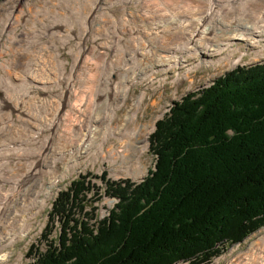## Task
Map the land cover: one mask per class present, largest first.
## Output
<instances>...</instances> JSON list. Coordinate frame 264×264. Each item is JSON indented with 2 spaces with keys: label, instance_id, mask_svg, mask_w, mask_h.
Returning <instances> with one entry per match:
<instances>
[{
  "label": "rangeland",
  "instance_id": "rangeland-1",
  "mask_svg": "<svg viewBox=\"0 0 264 264\" xmlns=\"http://www.w3.org/2000/svg\"><path fill=\"white\" fill-rule=\"evenodd\" d=\"M176 2L183 6L178 9L181 11V18H185L184 13H192L193 17L188 20L190 23L196 22L193 27H197V18L206 15L208 0ZM176 2L175 0L0 2V244H3L0 254H5L4 258H0V264H33L39 253L46 250L48 241L51 238L56 240L61 227L57 218L54 219L50 233L44 237L50 226L52 202L61 191L69 188L72 180L81 175L89 180L87 183L89 190L83 195L79 194L80 207L75 208L74 218L93 223V217L107 215V210L112 208L116 199L104 195L106 183L100 176L105 171L106 179L118 181L128 178L133 182H138L146 176L152 169L148 137L154 130L155 122L167 114L169 111L167 109L171 108L174 102L181 101L188 92L200 90L227 71L264 61V34L245 38L246 31L243 26L230 31L219 29L213 34L214 40H208L202 46L187 51L194 47L190 45L189 48L186 47V52H178L175 46L184 47L190 32L186 28H177L179 20L171 24L169 9L172 12ZM233 7H236L235 11L226 18L225 15L221 16L225 19L222 21L226 22L242 15L244 9L242 1H234L223 10L231 11ZM221 11L215 16L208 13V18L211 19L206 22V28H215L219 25L218 15ZM263 12L264 8L261 13ZM91 17V29L83 37V31L80 29H83L84 21ZM166 18H169L166 20L167 28L162 26ZM112 20L115 26L111 23ZM73 29L75 31H69ZM32 32H36V35L30 36ZM110 32L117 35L112 37ZM234 33H239L240 36L237 38L228 36ZM164 36L171 41L166 44L169 46L168 50L164 41L160 39ZM147 41L150 42V50L147 45L145 46ZM255 41L261 42L255 44ZM90 49L94 51L91 52ZM135 49H138V52L141 49L147 50L143 53V62H139L141 67L143 65L144 72L134 82L131 90H128L127 84L124 86V83L130 77V72H124L120 66L126 62V67L130 66L133 73L136 72L137 67L132 63L140 59V53H136L138 59L133 56L126 57ZM160 53L167 54L170 60L157 59ZM183 53L186 55L183 56ZM91 58L97 62L96 78L93 74L95 69L91 68ZM104 62L108 65L106 69ZM102 73L107 75L104 82L99 81ZM109 75L112 76L111 80ZM144 75H150V82L148 78L143 77ZM62 83L67 84L63 86ZM111 83L118 85L117 95H112L116 93V89ZM59 87H63L65 92L54 90ZM97 87L102 94L97 102L101 103L97 112L101 118L98 123L95 122L97 119L95 117L94 127L98 126L101 138L91 136L90 143L88 142L83 152L72 151L71 148L77 146L91 124L88 114L92 112L93 107L96 111L94 95ZM69 90L70 94L67 93ZM85 92L87 96L81 101L86 102L88 109L81 111L76 109L74 104L81 103L78 96ZM140 100L142 101L136 111L137 117L129 125L128 130L133 131L145 124L141 135L139 134L138 139L134 138V142L142 148L146 141L148 149L142 155L141 167L138 165L139 160L130 168L129 163L121 164L126 174L136 176L132 177L117 170V166L109 157V152L111 154L115 148H119L118 130L123 120L117 119L118 114L120 113L122 119L127 113L132 114ZM58 101L62 102L63 107L56 115ZM122 102L126 103L127 107L124 104L120 111L112 108V103ZM111 116L114 117L111 119ZM49 121H53L54 126L47 129ZM108 126L111 127V137L103 138L105 128ZM32 135L34 139H31ZM57 155H61V158L54 163ZM71 164L73 166L70 173L62 176V171ZM140 170L145 173L140 174ZM113 172H117V175H114L117 177L112 176ZM15 174L28 176L26 189L24 191L17 188L16 194L7 200L13 187L10 186L6 190L3 187L5 184V188L8 187L10 178L14 184L13 179L17 178ZM58 177L60 183L52 186L51 181L54 180L55 183ZM47 186H49L47 203L35 202L32 196L37 193V200L43 198ZM24 219H30V227L27 229ZM19 230L23 233H18ZM261 231L264 232V227L250 234L242 242L224 244L223 252L208 264L217 261L220 264H228L230 260L246 251L250 242L259 236ZM241 260L242 256L232 262H242ZM174 264L187 263L179 261Z\"/></svg>",
  "mask_w": 264,
  "mask_h": 264
},
{
  "label": "trees",
  "instance_id": "trees-1",
  "mask_svg": "<svg viewBox=\"0 0 264 264\" xmlns=\"http://www.w3.org/2000/svg\"><path fill=\"white\" fill-rule=\"evenodd\" d=\"M149 149L142 181L107 183L118 201L105 218H74L84 178L62 192L44 237L55 217L60 231L33 264H207L264 227V61L174 102Z\"/></svg>",
  "mask_w": 264,
  "mask_h": 264
},
{
  "label": "bare ground",
  "instance_id": "bare-ground-1",
  "mask_svg": "<svg viewBox=\"0 0 264 264\" xmlns=\"http://www.w3.org/2000/svg\"><path fill=\"white\" fill-rule=\"evenodd\" d=\"M177 1H179V0H177ZM234 1H242L243 2V4H244L243 13H242L241 16H239L237 18H234L232 20H229V21L224 22L225 19L224 18L222 19V17H224V15H225V18H226L229 14H231L232 12L235 11L236 7H233L231 11H229L227 9L223 10V8H225L226 6L230 5V3L234 2ZM175 2H176V0H175ZM180 7H183V6L182 5L180 6L179 3L176 2V3H174V5L172 7L173 8L172 9V12H171V9L168 8L169 9V16L172 18L171 19V22H172L171 24H175L176 23L175 20H179L178 23H177L178 24L177 25V28H179V29L180 28H182V29L186 28V30L190 32V35L188 36L187 41L185 42L183 40V42L186 43V45L184 47L178 46V45L175 46V48H178V52H180V51H185L186 52V47L189 48L190 45L191 46L193 45L194 47L189 48L187 51H189V50H191L193 48L202 46L208 40H214L215 38H214V35L213 34L217 30H219V29H225V30L230 31L233 28H238L240 26H243L245 28V31H246V35H244L245 38H248V37L250 38V37L255 36V35H262V34H264V12L261 13L262 12V9L264 8V0H208V8L205 11L206 15H204L202 17H199V18H197V17L194 16V18H197L198 19L197 27H193V24L196 23L195 21H193L192 23H190V21L188 20V18L193 17L192 13H190V14H185L184 13V15H185L184 17L185 18H181V16H180L181 15L180 14L181 11H178V9ZM213 7H216V8L219 7V9H214ZM246 9H247V12H246ZM220 11H221V13H219L220 15H218V18L220 19V21L218 22L219 25L217 27H215V28H206V22H208L211 19V17L208 18V13L210 15H214L215 16L216 13H218ZM89 19L90 18H87L84 21V23H83V29H80V30L83 31V37L85 35H87L88 32L91 29V26L90 25H91L92 17H91L90 20ZM167 19H169V18H166L165 19V22L162 24L163 27H166L167 26L166 25V20ZM222 20H224V21H222ZM8 21H9V23L11 22V20H8ZM111 23L113 24V26H115L113 20L111 21ZM168 26H170V23L168 24ZM33 28H37V26H33ZM69 31L70 32H73V31H75V29L69 30ZM200 31H202L203 33L200 32ZM110 34H112V37L117 35L114 32H110ZM29 35L30 36H32V35L35 36L36 35V32H32ZM105 35H106V33H105ZM0 36H1V34H0ZM228 36L231 37V38H237V37L240 36V34L239 33H234V34H229ZM160 39H161V41L162 40L164 41V45L165 46H166V44H169V42H171L165 36L162 37V38H160ZM29 41H32L33 42L34 39L33 40H30L29 39ZM259 42H261V41H259ZM259 42H256L255 41L254 43L255 44H258ZM146 45L148 46V48L150 50V47H149L150 46V42L149 41H147L145 43V46ZM257 47H258V45H257ZM167 48H169V46H166V50H168ZM164 50L165 49H163V51ZM90 51L93 52L94 50L93 49H90ZM145 51L147 52V50L141 49V51L138 52V49H135L134 52L132 51L129 55L126 56V57L133 56L134 58H137V54L136 53H140L139 54L140 55V59L137 62H133L132 63L135 67H137L136 72L133 73L132 69H130V66L129 67H126V65H127L126 62L122 63V65L120 64L121 65L120 67H122L121 69L124 70V72H130V77L132 78V80H129L130 77L125 80L124 86H125V84H127V88H129L128 90H131V88L134 86V82H136L140 78V74L142 72H144V67H143V65L141 67L139 62L140 61L143 62L142 57H143V53ZM122 54H124V53H122ZM185 55L186 54L183 53V56H185ZM157 56H158L157 59H159L160 61L170 60V57H167V54H163V53L161 54L160 53ZM181 59H182V56H181ZM180 61H182V60H180ZM90 64H91V68L93 70L95 69V73H93V74L95 75L94 77L96 78L97 75H98L97 72H96L97 62L94 59H92L90 61ZM110 64L112 65V63H110ZM104 66H105V69L108 68L107 62H104ZM141 68H142V70H141ZM133 69H134V67H133ZM30 77H31V75H30ZM106 77H107L106 73H102L101 76H100L99 81H103L104 82V80L106 79ZM111 77L112 76L109 75V80H111ZM143 77H145V79L148 78L149 79V82H150V78H149L150 75H144ZM122 78L124 79L126 77H122ZM69 80H70V77H69ZM153 82H155V80ZM65 84H67V83H62L63 86ZM113 86H114V89H116V93L112 94L114 96V95H117V93L119 92V88H118V85L116 86V83H114ZM101 95L102 94H101L99 88L97 87V91H96V93L94 95V105L96 104V111L94 110V107H93L92 108V112L88 114L89 115L88 116L89 117V121L91 122V124H90L89 128L86 130V132L84 133L83 138L79 141V143H78L79 145L77 144L78 148H77V146H75L74 148H71L72 151H76L77 150V152H83L84 148H86V146L88 145V142L90 141L91 136H93V138H101L100 137L101 135L99 136V133H98L99 132L98 126H96V128L94 127L95 126V122H98L99 123V121H100L99 119L101 118L97 114V112H98V106L100 107V105H101V103L100 104L99 103L97 104V102H98L99 97ZM86 96H87V92L81 93L80 96H78V101L79 100L80 101L83 100V98H85ZM141 101L142 100L138 101L137 104L139 106L138 105L136 106V109L134 110L135 112H132V114H128L127 113L126 116L124 117V119H122L123 118L122 116L120 117V115H119L120 113L118 114L117 119H121V121L123 120L122 124L120 125V130H118V134H119V136H118V138H119V148H115L114 149L115 151H112L111 154L109 152V155L112 158V163L117 166V170L123 171V169H122L123 165L121 166L122 163H129V168H130L131 166H133V163L136 162V161H138V160L140 161L138 163L139 167L142 166L141 158H142V155H144L146 153L148 144L144 140L145 142L143 143V147L141 148L140 146H137V143L136 142H134L135 141L134 138H136V139L139 138V134L141 133V130L144 128L145 124L140 125L137 129L135 128L133 131L128 130V129H130L129 128L130 127L129 125L131 123H133V120H135V118L137 117V112L136 111L140 107ZM124 102H126V101H124ZM124 102H122L121 104L120 103H112V108L113 109H119V111H120V109H122V107H124L123 105L124 104L126 105V103H124ZM84 104H86V102L83 101L81 103V107ZM126 107H127V105H126ZM85 109L87 110L88 108H85ZM91 115L93 116L92 118H91ZM95 117H97V119L94 122ZM113 117L114 116H111V119ZM50 122L51 121H49V125H48L47 128H50V124H51ZM53 126H54V124H53ZM69 126H70V124H69ZM93 128H94V130H93ZM92 130H93V135H92ZM110 132H111V127L110 126L106 127L105 128V133H104L105 135L103 136V138H110L111 137ZM31 139H34L33 138V135H32V138ZM21 143L24 144V141H22ZM112 147H115V146H111V148ZM137 147H139L140 149H137ZM68 154H71V153H68ZM65 155H67V154H65ZM60 158H61V155H57L54 158L53 162L54 163L55 162H58V160ZM72 166H73V164L69 165L70 168L68 166H66L65 169L62 171L61 175L62 176L68 175L70 173V171H71ZM140 169L142 170V168H140ZM140 171H138V172H140ZM142 171L140 172V174L143 173ZM114 173H117V172H114ZM124 173L126 174V172H124ZM15 175H17V174H15ZM126 175L134 176L132 174H126ZM16 177H17L16 179H13V181H15L14 184H12V182H11L12 181V178H10V182L7 183L8 187L5 188L6 184L3 187L5 190L6 189H9L10 186L13 187V189L10 191L11 194H10V196H8L7 200L16 194V191H15L16 188H19V190H24V191L26 189V182L28 181L27 180L28 176L26 174H23V175L21 174V175H17ZM134 177H136V176H134ZM56 178H57V175H56L55 179ZM53 181L54 180H52L51 182H53ZM48 187H47V191L49 190ZM36 194L37 193H35L32 196L33 200L35 202H41V203L45 204L46 202L44 200H40V199L37 200ZM5 202H7V201H3V203H5ZM33 205H35V204H33ZM30 219H28V220L24 219L25 220V225H26L25 229H27V228L30 227ZM1 224L3 225V223H1ZM20 232H21V230L18 231V233H20ZM11 233H13V231ZM22 233H20V234H22ZM1 247H3V244H0V248ZM4 256H5V254H0V258L1 259L4 258ZM240 256H242V260H241L242 262H239V261L238 262L237 261L236 262H232L233 260H237V258L240 257ZM238 257H236L235 259L230 260L228 264H230L231 262H232L231 264H264V232H262L261 234H259V236H256V238L250 242L249 248L246 251H244L243 253H241ZM214 264H220V263L217 261Z\"/></svg>",
  "mask_w": 264,
  "mask_h": 264
}]
</instances>
